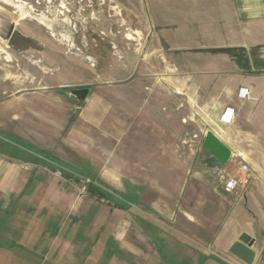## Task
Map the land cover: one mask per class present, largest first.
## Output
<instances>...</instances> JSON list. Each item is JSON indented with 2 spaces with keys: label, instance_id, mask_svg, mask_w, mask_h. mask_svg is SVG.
<instances>
[{
  "label": "crops",
  "instance_id": "0c3cea01",
  "mask_svg": "<svg viewBox=\"0 0 264 264\" xmlns=\"http://www.w3.org/2000/svg\"><path fill=\"white\" fill-rule=\"evenodd\" d=\"M148 7L151 28H176L187 36L198 28L208 42L203 48L219 46L217 32L228 28V47L245 50L243 57L185 58L180 72L167 68L165 89L134 107L133 124L140 121L143 131L133 142L134 179L124 176L115 189L90 161L68 164L56 157V142L46 147L44 129L55 131L56 123L46 120L44 102L30 105L0 91V264H56L77 256L74 248L82 246L92 219L74 216L76 198L65 177L56 185L57 168L91 178L116 197L120 214L103 223L95 243L85 239L89 250H98L85 264H206V256L216 264H243L228 251L243 233L255 240L253 264H264V0H149ZM241 64L255 74H243ZM245 89L249 96L240 98ZM231 110L234 118L226 123L223 115ZM74 122L71 116L65 133ZM207 132L230 158L248 164L251 182L242 199L225 194L212 174L203 147Z\"/></svg>",
  "mask_w": 264,
  "mask_h": 264
},
{
  "label": "rangeland",
  "instance_id": "374dc122",
  "mask_svg": "<svg viewBox=\"0 0 264 264\" xmlns=\"http://www.w3.org/2000/svg\"><path fill=\"white\" fill-rule=\"evenodd\" d=\"M102 1L92 0L89 12L80 0H0V91L21 95L30 105L44 102L46 120L56 123L55 131L44 129L46 147L56 142V157L68 164L90 161L101 180L115 189L124 176L134 179L133 142L143 138L140 121L139 126L133 124L138 115L134 107L165 89L167 68L180 72V62L185 58H235L240 53L239 48L227 45L231 39L228 28L217 32L215 42L219 46L203 48L209 46L203 40V30L198 28L188 36L175 32L176 28H151L149 0ZM62 4L65 9L60 8ZM6 25L14 27L13 41L3 36ZM247 69L243 74H255ZM61 88H88L90 94L77 104ZM55 106L56 113H49ZM71 116L75 122L65 133L63 128ZM54 175L56 185L66 182L67 191L76 198L74 216L92 219L90 231L82 235L84 248L82 243L77 250L74 248V259L66 256L56 264H85L98 251L95 245L89 250L91 242L85 239L94 238L95 243L103 223L107 219L113 223L120 214L115 209L116 197L83 194L81 182L64 180L56 171ZM80 178L90 182L85 176ZM156 179L164 185L160 173ZM80 225L77 228H83ZM141 238L142 246L147 248V239ZM14 251L16 258H23V252ZM208 259L206 264H216ZM6 264L17 263L9 259Z\"/></svg>",
  "mask_w": 264,
  "mask_h": 264
},
{
  "label": "built area",
  "instance_id": "2783aa9c",
  "mask_svg": "<svg viewBox=\"0 0 264 264\" xmlns=\"http://www.w3.org/2000/svg\"><path fill=\"white\" fill-rule=\"evenodd\" d=\"M248 96L249 92L247 89L239 93L240 98L244 99ZM233 118V110H231L230 112H225L223 115V120L226 123L231 122ZM56 172L62 176V172L60 169H57ZM211 172L216 180H218L223 192L232 196L235 200L242 199L246 188L250 185L251 182L250 168L248 164L241 160L239 157L230 158L226 164L220 167L212 166ZM77 182H81V193L86 194L88 192V185L90 184V182L88 180H85L84 178H78ZM102 201L104 200L102 199Z\"/></svg>",
  "mask_w": 264,
  "mask_h": 264
},
{
  "label": "water",
  "instance_id": "95a60500",
  "mask_svg": "<svg viewBox=\"0 0 264 264\" xmlns=\"http://www.w3.org/2000/svg\"><path fill=\"white\" fill-rule=\"evenodd\" d=\"M89 94L88 88L66 90V95L73 98L77 104H81ZM203 147L211 155L212 166H222L230 159V151L212 133L207 132L204 138ZM255 240L248 234H241L230 246L229 254L243 264H253L256 254L252 249Z\"/></svg>",
  "mask_w": 264,
  "mask_h": 264
},
{
  "label": "trees",
  "instance_id": "16d2710c",
  "mask_svg": "<svg viewBox=\"0 0 264 264\" xmlns=\"http://www.w3.org/2000/svg\"><path fill=\"white\" fill-rule=\"evenodd\" d=\"M242 52H244V50L243 49H239V55H236L235 56V58H238V59H240V58H242L243 56L241 55V53ZM234 56V55H233ZM241 67L245 70V69H247L246 67V65H243V64H241ZM57 169H60L61 170V172H62V177H65L66 179H74V180H78V178H80L81 176H74L72 173H65L64 171H63V169L62 168H57ZM83 176V175H82ZM86 178H88V177H86ZM89 180H90V184L88 185V193L89 194H91V196H95V197H97V198H103V197H106V198H108L109 196H111L112 194H109V193H107L106 191H104V190H102L101 188H99L98 187V185L97 184H95L94 182H92V180H91V178H89ZM116 206H117V202H116ZM206 258H212V259H214L212 256L210 257V256H206Z\"/></svg>",
  "mask_w": 264,
  "mask_h": 264
},
{
  "label": "flooded vegetation",
  "instance_id": "af4514ba",
  "mask_svg": "<svg viewBox=\"0 0 264 264\" xmlns=\"http://www.w3.org/2000/svg\"><path fill=\"white\" fill-rule=\"evenodd\" d=\"M80 1H84V3L86 4V7L88 8V11L91 12L92 11V8H93V5H92V0H80ZM102 4L104 1H102ZM77 4H79V2L77 1L76 2ZM61 7H64L62 9H65V5L62 4L60 5V8ZM0 34H3L2 32ZM5 38H8L9 40L13 41V38H15L16 34L14 32V27L13 26H8L6 25V28H5V31H4V35H3Z\"/></svg>",
  "mask_w": 264,
  "mask_h": 264
}]
</instances>
